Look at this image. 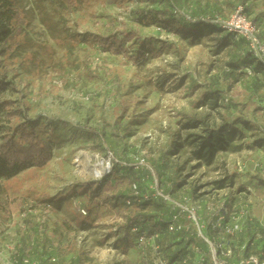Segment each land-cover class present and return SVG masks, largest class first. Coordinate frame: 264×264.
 Returning <instances> with one entry per match:
<instances>
[{
  "label": "rangeland",
  "instance_id": "obj_1",
  "mask_svg": "<svg viewBox=\"0 0 264 264\" xmlns=\"http://www.w3.org/2000/svg\"><path fill=\"white\" fill-rule=\"evenodd\" d=\"M227 1L124 0L110 6L100 0H18L28 24L15 26L0 45V60L16 87L3 99L14 106L0 108V136L34 124L52 159L0 180V264H17L18 257L26 259L23 264L151 263L134 235L129 243L124 238L122 227L135 211L103 201L128 193L124 180L108 170L96 178L77 165L88 157L92 165L106 164L108 151L133 165L143 159L174 194L222 190L236 210L244 207L264 224V70L230 66L242 56L236 39L207 28L205 17L231 13ZM245 2L264 42V0ZM215 4L218 11L203 15L196 32L175 22L181 13L196 22L197 6L210 10ZM134 6H170L175 20L140 16ZM128 33L134 35L125 55L105 54L93 41ZM214 91L218 95L207 94ZM15 110L21 115L10 114ZM131 176L121 170L120 177ZM149 182L144 176L141 190ZM96 184L102 192L90 199ZM73 195H81L84 214ZM12 197L23 204L21 212L7 210Z\"/></svg>",
  "mask_w": 264,
  "mask_h": 264
},
{
  "label": "trees",
  "instance_id": "obj_2",
  "mask_svg": "<svg viewBox=\"0 0 264 264\" xmlns=\"http://www.w3.org/2000/svg\"><path fill=\"white\" fill-rule=\"evenodd\" d=\"M102 3L110 6L119 5L123 6L124 0H100ZM229 0L226 2V6L229 8L231 13L227 16V18L232 14L234 9L238 5H243L244 10L246 13L245 0ZM198 12L195 13V16H201L196 22L190 16L188 19L185 17V14H181L180 20H176L175 22L179 25L180 30H186L187 32H196L200 30V27L203 26L204 23L200 21L205 20L206 18L209 20L207 28H213L223 34L224 39L234 40V38L225 33V31L216 24L210 23L211 20L216 18L215 14H212L211 17H202L205 14L216 13L219 9L217 4L214 5L210 10L205 8L200 9L197 6ZM213 11V12H212ZM134 13L144 16L145 14L151 15L154 18H166L169 17L172 21L175 20V13L169 7H163L161 9H149L144 11L139 8V6H134ZM219 18V17H217ZM255 21V20H254ZM194 22V23H193ZM203 22V21H202ZM28 24L27 15L21 9L18 0H0V45L4 41H9L12 37L11 34L13 32V28L15 26L21 25L25 26ZM260 28V26H259ZM134 35V34H133ZM133 35L131 33L121 34L120 37L115 35L110 36H95L93 38L94 43L98 44L101 48V51L105 54L110 55H125V43L128 42ZM261 37V36H260ZM235 45L241 49L242 56L240 58L235 57L234 61L231 63L235 69H238L241 64L244 67L248 68V72L251 73L252 69H262L264 70V59L259 60L254 57V55L249 51L247 47V43L243 39L234 40ZM2 51L0 50V55ZM7 70L6 67L3 65L2 61L0 60V108L8 109L14 106V102L12 101H5L3 100L6 93L16 92V87L11 78L7 77ZM218 91L208 92L207 94H217ZM14 112V111H12ZM10 114H17L21 115V111L15 110V113ZM22 129H18L12 133H5L4 135L0 136V180L6 181L9 179H13L17 177L24 171L30 169H41L45 167L52 159V153L50 151V147L48 143L38 134L34 129V124L26 125V127L22 126ZM23 128H27L26 130ZM97 134V131H95ZM111 152L112 151H108ZM113 154V153H112ZM116 162L112 170L110 171V176H115L118 180H124L126 190L129 189L128 193L124 194H114L110 198L108 196H102L104 202H114L116 207L124 206L129 207L135 211L134 216L129 218L125 223L123 229L124 238L127 239L129 243L130 235H134L130 232V229L136 225L138 226L139 230L146 229L150 231L152 228L158 230L159 238L157 240L158 244L161 247V251H163L165 257L169 261L176 260L179 256L186 254L185 251L190 246H197L200 247L201 241L197 238L194 234H192L191 230L189 232L181 231L175 234L168 233L166 231V223L169 219L170 212L167 211L163 204H161L158 200H153L151 202H142L138 201L137 197H134L131 193V188L133 184L139 186L141 192H145L141 190L140 184L142 183L143 177L145 176L148 178L150 176V172L146 169H137V171L133 170L132 166H129L130 160L120 161L117 158L115 159ZM127 163V164H126ZM152 170L155 172V175L159 179L162 187L164 188V192L168 194H172L175 197H179L180 195L174 194L171 192L170 189L167 188V181L160 176L159 172L156 171L153 167ZM126 170L128 172H133V176L131 177H120L121 170ZM141 170V171H138ZM86 186V185H83ZM93 191L90 195V199L96 198L102 192V186L94 185L92 187ZM196 193V190L193 189L187 193L186 195L193 196ZM81 196V195H79ZM78 195H73L70 200L72 199H80ZM130 200L131 205H127L126 202ZM6 208L10 213H16L18 211L23 210V204L18 201L17 198L12 197L11 200L6 203ZM84 208V207H83ZM243 208V207H241ZM87 210V209H86ZM236 210V209H235ZM248 211V210H247ZM147 212V213H146ZM252 219V221H245L244 228L239 235L238 243L236 246L241 245L245 240H254L257 234L262 235L264 230L260 226V224ZM135 236V235H134ZM199 240V241H198ZM202 242V241H201ZM203 243V242H202ZM204 244V243H203ZM206 247V246H205ZM264 247V238L259 240L255 243V246L250 249L247 247L245 253L247 252H256L260 248ZM69 253H65V256ZM23 257L17 258V264H23L24 262ZM38 264H55L51 261L49 262H39ZM150 264H153L152 261ZM193 264V263H191Z\"/></svg>",
  "mask_w": 264,
  "mask_h": 264
},
{
  "label": "built area",
  "instance_id": "obj_3",
  "mask_svg": "<svg viewBox=\"0 0 264 264\" xmlns=\"http://www.w3.org/2000/svg\"><path fill=\"white\" fill-rule=\"evenodd\" d=\"M186 18L188 19V17ZM210 23L218 25L236 40L243 39L255 58L264 59V42L260 38V28L246 15L243 5H238L228 18L216 17ZM112 159L113 154L108 152L106 163L108 172L116 162L115 159L112 162ZM143 162L141 159V163L138 165L128 164L136 169H146L150 172L148 177L150 182L146 184V191L141 192L139 186L133 184L132 195L137 197L138 201L145 203L153 200L160 201L165 209L170 212L166 223L168 233L189 232V226L192 225L195 229L192 234L206 246V252L197 246H190L185 250L186 254L171 262L165 257L157 242L158 230L155 228L150 231L139 230L138 226L134 225L130 232L137 239L135 245L143 252L149 251L151 253L153 264H264V247L256 252L245 253L247 247L253 248L257 241L264 238V233L262 235L257 234L254 240H245L241 245L236 246L239 235L243 231L244 222H251L253 219L249 211L245 210L244 207L235 210L227 195L221 193L222 190L216 193H195L193 196L184 194L179 197L165 193L152 168ZM247 191L252 192V189L248 187ZM72 203L78 204L81 213H85L78 199H72ZM126 204L131 205L130 200ZM259 224L264 230V224ZM115 264L124 263L118 261Z\"/></svg>",
  "mask_w": 264,
  "mask_h": 264
},
{
  "label": "bare ground",
  "instance_id": "obj_4",
  "mask_svg": "<svg viewBox=\"0 0 264 264\" xmlns=\"http://www.w3.org/2000/svg\"><path fill=\"white\" fill-rule=\"evenodd\" d=\"M76 162L78 163V167H81L83 171L92 174L96 178L107 172V165L102 161H98L93 165L90 164L91 157H88L85 162L79 161L78 159L76 160Z\"/></svg>",
  "mask_w": 264,
  "mask_h": 264
}]
</instances>
